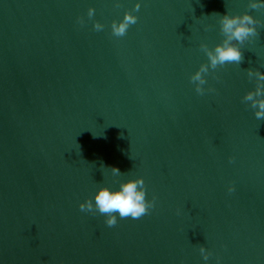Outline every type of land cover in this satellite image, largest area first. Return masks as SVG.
<instances>
[{"label": "water", "instance_id": "water-1", "mask_svg": "<svg viewBox=\"0 0 264 264\" xmlns=\"http://www.w3.org/2000/svg\"><path fill=\"white\" fill-rule=\"evenodd\" d=\"M250 2L0 0V264H264V119L243 101L248 70L264 72V8ZM128 11L137 23L114 36ZM245 12L258 35L198 94L201 44ZM139 177L155 197L141 218L80 210Z\"/></svg>", "mask_w": 264, "mask_h": 264}, {"label": "clouds", "instance_id": "clouds-1", "mask_svg": "<svg viewBox=\"0 0 264 264\" xmlns=\"http://www.w3.org/2000/svg\"><path fill=\"white\" fill-rule=\"evenodd\" d=\"M251 9H262L264 3H258L253 0L249 3ZM140 4L137 3L133 11H139ZM95 10L89 8L87 15L91 19L94 16ZM138 17L131 11L125 12L123 19L119 22L113 21L111 24L112 34L116 37H123L126 35L127 30L131 25L137 23ZM80 24L84 23L83 18H79ZM261 22L255 19L252 15L245 12L241 15H220L221 32L224 39L221 43L217 44L214 49H209L206 44H201V49L208 57V63L202 64L190 80L195 84V90L198 94L203 95L206 89L203 85L206 84L205 74L210 69L215 70L218 66H223L227 63L240 64L243 60V54L239 45H243L245 41L258 35L257 25ZM94 29L101 31L104 25L95 22ZM235 42V43H233ZM249 78L253 76L256 78V87L254 91H248L243 101L250 102L251 108L255 109V117L260 120L264 119V72L248 70ZM207 91H214V89H207ZM111 172L114 176H119L122 173L116 167H111ZM229 192L234 191L233 187H229ZM95 205L91 199L79 205L81 211L95 213L98 211L100 214L106 216L105 223L107 226L112 227L117 224V215L121 219L129 218L139 219L146 215L149 210L155 207V197L149 201L146 199L145 181L142 177L135 179H128L122 182L118 190H110L108 187H100L94 197ZM201 253L204 248H200ZM207 260V256H204Z\"/></svg>", "mask_w": 264, "mask_h": 264}]
</instances>
